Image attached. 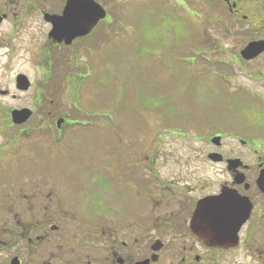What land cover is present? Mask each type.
Here are the masks:
<instances>
[{
  "label": "flooded vegetation",
  "instance_id": "af4514ba",
  "mask_svg": "<svg viewBox=\"0 0 264 264\" xmlns=\"http://www.w3.org/2000/svg\"><path fill=\"white\" fill-rule=\"evenodd\" d=\"M67 1L27 0L28 10L44 23L46 49L103 52L109 33H121L116 0H110L112 7L109 0H79L59 25L73 40L66 45L51 39V20L63 16ZM87 1L104 17L83 14ZM168 2L191 12L198 49L229 61L234 92L226 133L213 125L200 157L159 158V151L150 152L133 157L127 174L118 159L110 171L102 163L98 196L89 191V159L60 157L33 165L37 173L1 185L7 193L0 196V264H264V0ZM10 4L0 0V26ZM85 75L74 81L84 85ZM68 118L58 119V133L64 124H83ZM210 155L220 157L214 161ZM205 166H220L210 183L202 177ZM207 198L212 205L201 207ZM211 217L223 237L211 240L204 233ZM229 229H238L236 235L226 234Z\"/></svg>",
  "mask_w": 264,
  "mask_h": 264
},
{
  "label": "rangeland",
  "instance_id": "374dc122",
  "mask_svg": "<svg viewBox=\"0 0 264 264\" xmlns=\"http://www.w3.org/2000/svg\"><path fill=\"white\" fill-rule=\"evenodd\" d=\"M116 2L120 36L109 33L106 50L91 54L46 49L42 18L28 10L27 0H11L10 16L0 26V91L8 92L0 95L1 197L7 193L1 185L19 184L37 173L33 165L60 157L90 160L89 191L98 196L102 163L110 171L118 159L127 174L133 157L150 152L159 151V158L200 157L213 125L226 133L231 66L227 58L214 60L196 47L191 12L175 10L168 0ZM18 75L28 80V90L16 89ZM77 75H85L84 85L74 81ZM21 109L32 115L13 125L9 112ZM63 115L83 124H64L59 134ZM219 169L205 166L204 183Z\"/></svg>",
  "mask_w": 264,
  "mask_h": 264
},
{
  "label": "water",
  "instance_id": "95a60500",
  "mask_svg": "<svg viewBox=\"0 0 264 264\" xmlns=\"http://www.w3.org/2000/svg\"><path fill=\"white\" fill-rule=\"evenodd\" d=\"M73 5H77L79 6V0H68L67 4L65 6L64 12H63V16L61 18H52L51 22H52V31L49 34V37L57 42H62L64 41L66 45H69L70 42L73 40L74 36L72 35H64L62 34L60 31L62 29L59 28V25L62 26V21L68 20L69 16H70V10L71 7ZM96 7V8H95ZM97 6H95V4L91 1H87L86 2V6L84 7V13L86 15H90V17L96 16L99 18H103L104 17V12L101 11V13L98 12L97 10ZM72 12V11H71ZM66 33V32H65ZM249 51V48L245 50ZM15 87L17 90L19 91H26L29 88V82L26 79L25 76L23 75H18L15 78ZM8 94L7 91H0V95L1 96H6ZM32 113L31 111L27 110V109H21V110H12L9 113V117L11 122L13 123V125H22L24 124L30 117H31ZM218 138L213 139V143L217 144L218 143ZM210 157L214 158V161H217V159L220 157L219 155H210ZM201 207L202 206H210L212 205V199L211 198H207L205 199L202 203L199 204ZM200 208L198 207V210ZM212 217L209 218L207 221L205 220V226L206 228L204 229V233L209 234L210 239H214L217 237H223L225 234L222 233V229L218 228V227H214L212 224ZM238 229H229L227 230L228 234L229 232H232L236 235ZM234 238V237H233ZM139 264H143V263H139Z\"/></svg>",
  "mask_w": 264,
  "mask_h": 264
}]
</instances>
